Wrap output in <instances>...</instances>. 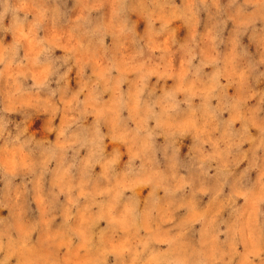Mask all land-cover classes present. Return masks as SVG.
I'll return each instance as SVG.
<instances>
[{"label": "clouds", "instance_id": "obj_1", "mask_svg": "<svg viewBox=\"0 0 264 264\" xmlns=\"http://www.w3.org/2000/svg\"><path fill=\"white\" fill-rule=\"evenodd\" d=\"M0 264H264V0H0Z\"/></svg>", "mask_w": 264, "mask_h": 264}, {"label": "rangeland", "instance_id": "obj_2", "mask_svg": "<svg viewBox=\"0 0 264 264\" xmlns=\"http://www.w3.org/2000/svg\"><path fill=\"white\" fill-rule=\"evenodd\" d=\"M142 194H146V190H145V193H142Z\"/></svg>", "mask_w": 264, "mask_h": 264}]
</instances>
